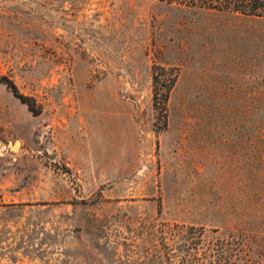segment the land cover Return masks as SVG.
Here are the masks:
<instances>
[{
  "label": "rangeland",
  "instance_id": "rangeland-1",
  "mask_svg": "<svg viewBox=\"0 0 264 264\" xmlns=\"http://www.w3.org/2000/svg\"><path fill=\"white\" fill-rule=\"evenodd\" d=\"M0 264H264V18L0 0Z\"/></svg>",
  "mask_w": 264,
  "mask_h": 264
},
{
  "label": "trees",
  "instance_id": "trees-1",
  "mask_svg": "<svg viewBox=\"0 0 264 264\" xmlns=\"http://www.w3.org/2000/svg\"><path fill=\"white\" fill-rule=\"evenodd\" d=\"M209 7H217L220 9H230L239 12L245 16L263 17L264 18V0H204ZM155 71L153 74L154 82V105H162V111H166L167 101L170 95L171 87L175 78L170 74L169 70L162 67V74ZM161 68V67H160ZM161 74V75H160ZM11 90L21 98V100L29 105L31 110L37 111L35 102L30 97L21 94L16 84L9 78L1 79ZM162 81V82H161ZM163 88H166L165 90Z\"/></svg>",
  "mask_w": 264,
  "mask_h": 264
},
{
  "label": "bare ground",
  "instance_id": "bare-ground-1",
  "mask_svg": "<svg viewBox=\"0 0 264 264\" xmlns=\"http://www.w3.org/2000/svg\"><path fill=\"white\" fill-rule=\"evenodd\" d=\"M19 146V141L17 140L15 143V147L17 148Z\"/></svg>",
  "mask_w": 264,
  "mask_h": 264
}]
</instances>
